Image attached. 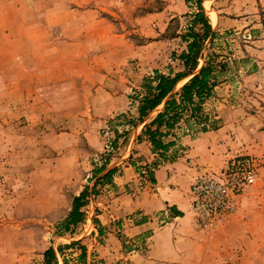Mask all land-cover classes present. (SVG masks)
Instances as JSON below:
<instances>
[{"label": "rangeland", "instance_id": "obj_1", "mask_svg": "<svg viewBox=\"0 0 264 264\" xmlns=\"http://www.w3.org/2000/svg\"><path fill=\"white\" fill-rule=\"evenodd\" d=\"M200 7L211 32L192 75L208 58L215 75L200 118L184 114L164 152L128 158L163 107L139 120L146 79L183 71L196 1L0 0V264H42L48 248L58 264H150V169L181 159L195 173L186 238L163 260L264 264V0ZM208 131L227 149L218 168L185 157L183 140ZM122 159L135 178L115 183ZM83 191L82 221L60 231Z\"/></svg>", "mask_w": 264, "mask_h": 264}, {"label": "trees", "instance_id": "obj_2", "mask_svg": "<svg viewBox=\"0 0 264 264\" xmlns=\"http://www.w3.org/2000/svg\"><path fill=\"white\" fill-rule=\"evenodd\" d=\"M195 1L198 12L192 16L189 28L186 30L187 33L181 36L186 42L185 50L178 56L183 71L174 74V76L155 73L152 78H147L144 83L145 95L139 100L137 107L140 120L160 105H163L161 111L142 130V136L150 144L152 153H162L172 145V142L164 143L161 138L170 133L184 114H188L191 119L200 118L201 104L209 97L215 84L214 67L212 60L209 58L192 75L197 68L198 60L202 57V44L211 32L210 25L200 7L201 0ZM213 36L214 34L211 33V37ZM188 76L191 77L174 92L177 83ZM203 131L205 130L203 129ZM162 155L160 154V156ZM110 173L102 176L100 180L108 181ZM86 197L87 193L83 191L73 199L70 212L58 226L60 231H71L82 221L80 208L85 205ZM75 245H78V243H72L70 247ZM80 249L81 254L78 260H82L85 256V249L83 247ZM42 264H58L55 251L52 248H48L43 253Z\"/></svg>", "mask_w": 264, "mask_h": 264}, {"label": "crops", "instance_id": "obj_3", "mask_svg": "<svg viewBox=\"0 0 264 264\" xmlns=\"http://www.w3.org/2000/svg\"><path fill=\"white\" fill-rule=\"evenodd\" d=\"M179 4V7H183L184 2L181 1ZM185 11L183 10L181 13H185ZM141 127L136 131L135 138L141 134ZM221 134L220 131H208L201 133L199 137L190 142L184 139V143L189 146V149L186 150L187 155L185 157L194 158L198 164L207 168L221 167L225 159L224 154L227 152L225 144L220 145V139H222ZM149 148V143L144 140L139 143L136 139L135 141L132 140L131 147H127L126 157L129 158L135 153L134 151L139 152L133 156L142 154L146 157L145 150L147 151ZM123 159L119 161V164L124 169L122 173L117 171L121 175L114 177L115 183H125L135 178L132 163V166L128 163H122ZM183 162V159L178 161L179 168L176 167L177 164H168L150 169L152 171L150 175H152L154 180V189L150 190V264H169L167 260L163 259L170 257V251L173 248L171 237H178V241L185 240L186 238V221L189 215V204L186 192L189 180L195 173L187 168H183ZM155 190L159 191V193H153ZM171 210L176 211V213L171 215ZM142 215H146V213ZM159 218L162 219L160 224L162 223L164 225H157ZM147 224L148 221L143 219L138 225H133L131 231H137ZM175 255L179 257V254Z\"/></svg>", "mask_w": 264, "mask_h": 264}, {"label": "built area", "instance_id": "obj_4", "mask_svg": "<svg viewBox=\"0 0 264 264\" xmlns=\"http://www.w3.org/2000/svg\"><path fill=\"white\" fill-rule=\"evenodd\" d=\"M249 178H251V175L249 176Z\"/></svg>", "mask_w": 264, "mask_h": 264}, {"label": "bare ground", "instance_id": "obj_5", "mask_svg": "<svg viewBox=\"0 0 264 264\" xmlns=\"http://www.w3.org/2000/svg\"><path fill=\"white\" fill-rule=\"evenodd\" d=\"M212 19H214V17H212Z\"/></svg>", "mask_w": 264, "mask_h": 264}]
</instances>
